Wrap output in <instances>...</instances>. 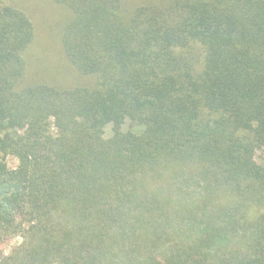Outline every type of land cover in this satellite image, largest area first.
I'll use <instances>...</instances> for the list:
<instances>
[{
  "label": "trees",
  "instance_id": "obj_1",
  "mask_svg": "<svg viewBox=\"0 0 264 264\" xmlns=\"http://www.w3.org/2000/svg\"><path fill=\"white\" fill-rule=\"evenodd\" d=\"M53 1L84 86L0 4V264H264V0Z\"/></svg>",
  "mask_w": 264,
  "mask_h": 264
},
{
  "label": "rangeland",
  "instance_id": "obj_2",
  "mask_svg": "<svg viewBox=\"0 0 264 264\" xmlns=\"http://www.w3.org/2000/svg\"><path fill=\"white\" fill-rule=\"evenodd\" d=\"M147 1L127 0V3L134 7ZM0 4L21 10L34 26L35 39L26 54L31 82L42 80L48 85L66 88L87 84L88 79L73 70L62 49L61 34L70 16L65 8L53 0H1ZM256 159L264 164V152H258ZM4 162L9 169H15L18 164L12 156H6ZM20 243L18 235L4 239L0 242V256H9Z\"/></svg>",
  "mask_w": 264,
  "mask_h": 264
}]
</instances>
